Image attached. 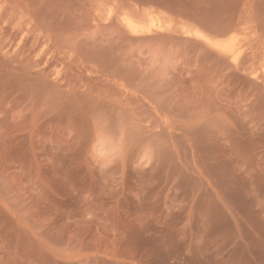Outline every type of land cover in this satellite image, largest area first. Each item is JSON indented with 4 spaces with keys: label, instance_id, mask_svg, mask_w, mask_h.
Returning <instances> with one entry per match:
<instances>
[{
    "label": "rangeland",
    "instance_id": "1",
    "mask_svg": "<svg viewBox=\"0 0 264 264\" xmlns=\"http://www.w3.org/2000/svg\"><path fill=\"white\" fill-rule=\"evenodd\" d=\"M0 264H264V0H0Z\"/></svg>",
    "mask_w": 264,
    "mask_h": 264
},
{
    "label": "bare ground",
    "instance_id": "2",
    "mask_svg": "<svg viewBox=\"0 0 264 264\" xmlns=\"http://www.w3.org/2000/svg\"><path fill=\"white\" fill-rule=\"evenodd\" d=\"M126 23H127V25L130 27V28H132V29H136V28H138L137 27V25L134 23V21H132V19L130 20V18L128 19H126ZM136 30H138V29H136ZM136 32V31H135ZM199 35H202V34H199ZM229 44V43H228ZM230 46V45H229ZM230 48V47H229ZM230 50V49H229ZM232 50H233V48H232ZM233 52V51H232ZM229 53V52H228Z\"/></svg>",
    "mask_w": 264,
    "mask_h": 264
}]
</instances>
